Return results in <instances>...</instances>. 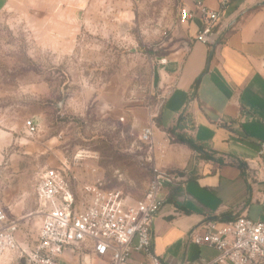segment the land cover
<instances>
[{"label": "rangeland", "instance_id": "1", "mask_svg": "<svg viewBox=\"0 0 264 264\" xmlns=\"http://www.w3.org/2000/svg\"><path fill=\"white\" fill-rule=\"evenodd\" d=\"M89 4L82 23L49 32L0 11V198L28 253L41 224L28 214L37 209L35 181L44 167L71 166L81 183L101 180L130 199L143 197L151 176L133 109H145L147 119L158 109L155 59L181 20L182 0ZM86 152L95 158L80 160ZM0 264L27 263L8 250ZM58 264L109 260L81 244Z\"/></svg>", "mask_w": 264, "mask_h": 264}, {"label": "crops", "instance_id": "2", "mask_svg": "<svg viewBox=\"0 0 264 264\" xmlns=\"http://www.w3.org/2000/svg\"><path fill=\"white\" fill-rule=\"evenodd\" d=\"M91 1L0 0V11L49 32L82 23ZM192 1L182 5L192 7ZM205 2L218 6L217 0ZM220 24L214 48L196 39L199 20H180L165 53L156 57L167 58L154 67L153 88L164 98L156 138L170 133L175 140L160 162L174 180L161 193L152 226L153 250L167 264H216L219 251L192 240L208 220L225 222L244 214L264 221V170L257 171V180L254 161L264 140V0L231 1ZM133 113L144 127L147 111ZM143 258L134 253L130 264Z\"/></svg>", "mask_w": 264, "mask_h": 264}, {"label": "built area", "instance_id": "3", "mask_svg": "<svg viewBox=\"0 0 264 264\" xmlns=\"http://www.w3.org/2000/svg\"><path fill=\"white\" fill-rule=\"evenodd\" d=\"M233 0H217L212 8L205 0H193V6L181 5V20H199L196 39L208 46L222 35L220 19ZM224 29V28H223ZM225 30V29H224ZM167 32H165L166 34ZM167 63L166 57L155 59L158 66ZM151 112L142 127L139 141L145 146V161L151 176L143 197L133 201L123 191L106 188L101 180L81 183L71 166H46L37 175L35 197L37 209L28 214L41 217L37 240L31 252H25L19 240V222L13 220L0 198V256L6 251H18L27 264H58V258L77 245H85L109 264H130L134 253L143 255L139 264H167L153 250L152 226L163 203L162 191L172 184L174 176L160 162L172 135L156 138V117L163 105ZM26 128L30 135L36 123L29 119ZM264 140L254 158L257 171L264 170ZM96 172L95 168L91 169ZM196 245H208L219 251L216 264H264V221L247 215L219 222L208 220L200 232L194 233Z\"/></svg>", "mask_w": 264, "mask_h": 264}, {"label": "bare ground", "instance_id": "4", "mask_svg": "<svg viewBox=\"0 0 264 264\" xmlns=\"http://www.w3.org/2000/svg\"><path fill=\"white\" fill-rule=\"evenodd\" d=\"M78 156L81 157L80 160H86V159H88L91 156V154L86 152L84 155L83 154H79Z\"/></svg>", "mask_w": 264, "mask_h": 264}, {"label": "trees", "instance_id": "5", "mask_svg": "<svg viewBox=\"0 0 264 264\" xmlns=\"http://www.w3.org/2000/svg\"><path fill=\"white\" fill-rule=\"evenodd\" d=\"M186 142L192 146L193 148H196L195 144H193V142L191 140H186Z\"/></svg>", "mask_w": 264, "mask_h": 264}, {"label": "water", "instance_id": "6", "mask_svg": "<svg viewBox=\"0 0 264 264\" xmlns=\"http://www.w3.org/2000/svg\"><path fill=\"white\" fill-rule=\"evenodd\" d=\"M218 42H219V41H217V42L214 44V48H215V46L218 44Z\"/></svg>", "mask_w": 264, "mask_h": 264}]
</instances>
